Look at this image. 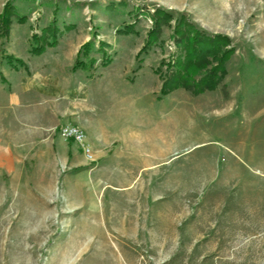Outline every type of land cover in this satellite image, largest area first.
Wrapping results in <instances>:
<instances>
[{
	"label": "rangeland",
	"instance_id": "obj_1",
	"mask_svg": "<svg viewBox=\"0 0 264 264\" xmlns=\"http://www.w3.org/2000/svg\"><path fill=\"white\" fill-rule=\"evenodd\" d=\"M8 1L0 0V14ZM14 5L12 23L25 15L34 33L54 17L59 40L79 43L96 32L110 44L116 68L128 72L159 7L186 12L209 32L228 35L235 53L218 89L198 96L178 89L159 100L162 79L155 70L176 53L173 28L164 27L163 44L128 76L139 78L137 86L118 87L121 94L148 90V98L134 104L130 126L119 118L117 134L96 144V163L70 141L73 157L58 128L50 138L36 134L35 141L15 142L2 132L13 115L5 111L0 264H264V0ZM135 22L138 34H118ZM69 25L74 29L66 30ZM9 36L0 39L4 47Z\"/></svg>",
	"mask_w": 264,
	"mask_h": 264
},
{
	"label": "crops",
	"instance_id": "obj_2",
	"mask_svg": "<svg viewBox=\"0 0 264 264\" xmlns=\"http://www.w3.org/2000/svg\"><path fill=\"white\" fill-rule=\"evenodd\" d=\"M30 20L19 23L13 19L9 41L4 47L7 53L21 58L26 66L16 68L0 58V117L5 111L13 112L8 116L7 125L1 124L3 134L15 142L35 141L36 134H48L50 138L61 125L73 123L86 131L94 148L96 144L109 142L117 134L119 118L128 119L125 123L130 126L132 110L138 109L136 104L141 98H148V90L141 95L140 91L138 94L132 91L121 94L118 89L137 86L139 78L136 82L128 78L133 70L116 68L115 59L105 67L102 59L97 58L95 69L73 71L77 53L86 40L77 43V40L60 38L57 46L33 55L29 50L35 31ZM50 20L42 28L48 26ZM20 134L26 137L19 138ZM61 139L74 157V145Z\"/></svg>",
	"mask_w": 264,
	"mask_h": 264
},
{
	"label": "trees",
	"instance_id": "obj_3",
	"mask_svg": "<svg viewBox=\"0 0 264 264\" xmlns=\"http://www.w3.org/2000/svg\"><path fill=\"white\" fill-rule=\"evenodd\" d=\"M13 16H17L14 0H9L0 14V39L8 37ZM27 17L19 16L18 21L24 23ZM153 25L147 33L145 42L136 55V67L133 72L138 73L154 47L163 44L162 33L166 26L173 28V40L176 44V53L170 59H163L155 72L162 79V86L158 99L170 95L178 89H185L193 96H198L206 91H213L223 84L227 77L228 63L235 53L231 46V39L222 33H211L193 21L186 12L169 10L159 7L152 14ZM58 20L54 17L51 25L42 33H34L31 37L30 53L40 55L48 47H55L59 43ZM69 25L66 30L74 29ZM119 35L138 34L135 23H126L117 30ZM98 34L93 33L91 38L83 43L77 53L72 70H93L97 63L95 54L103 56L102 65L109 66L114 58L107 52L110 45L98 39ZM2 42L0 58L6 60L13 67L26 66L25 62L7 53ZM4 81V80H3ZM226 85H223L225 88ZM227 93L226 89H224Z\"/></svg>",
	"mask_w": 264,
	"mask_h": 264
},
{
	"label": "built area",
	"instance_id": "obj_4",
	"mask_svg": "<svg viewBox=\"0 0 264 264\" xmlns=\"http://www.w3.org/2000/svg\"><path fill=\"white\" fill-rule=\"evenodd\" d=\"M59 134L65 140L76 143L88 162H98V157L92 144L88 140V135L80 125L73 123L61 125Z\"/></svg>",
	"mask_w": 264,
	"mask_h": 264
}]
</instances>
